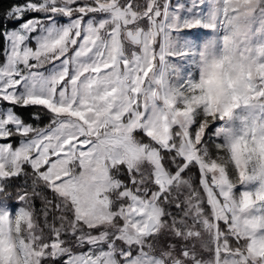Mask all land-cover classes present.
<instances>
[{"label": "snow or ice", "instance_id": "obj_1", "mask_svg": "<svg viewBox=\"0 0 264 264\" xmlns=\"http://www.w3.org/2000/svg\"><path fill=\"white\" fill-rule=\"evenodd\" d=\"M0 264H264V0H0Z\"/></svg>", "mask_w": 264, "mask_h": 264}]
</instances>
